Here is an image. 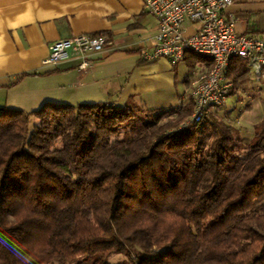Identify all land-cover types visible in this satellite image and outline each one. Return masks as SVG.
I'll list each match as a JSON object with an SVG mask.
<instances>
[{
	"label": "trees",
	"instance_id": "16d2710c",
	"mask_svg": "<svg viewBox=\"0 0 264 264\" xmlns=\"http://www.w3.org/2000/svg\"><path fill=\"white\" fill-rule=\"evenodd\" d=\"M136 107L0 108V264H264V123L245 137L216 111L187 121L190 98L142 123Z\"/></svg>",
	"mask_w": 264,
	"mask_h": 264
},
{
	"label": "crops",
	"instance_id": "0c3cea01",
	"mask_svg": "<svg viewBox=\"0 0 264 264\" xmlns=\"http://www.w3.org/2000/svg\"><path fill=\"white\" fill-rule=\"evenodd\" d=\"M227 11L236 16L238 33L264 39V0H233ZM156 26L141 0H0V108L30 112L45 102L129 101L151 103L155 111L174 108L212 60L194 58L192 52L176 64L145 60L142 53L152 50ZM195 28L188 25L187 32ZM81 33H100L109 40L86 71L76 70L74 60L41 66L53 41ZM246 69L243 82L227 76L234 84L230 95L248 109L256 96L258 101L264 97V76L256 81ZM219 112L227 120L225 105Z\"/></svg>",
	"mask_w": 264,
	"mask_h": 264
},
{
	"label": "built area",
	"instance_id": "2783aa9c",
	"mask_svg": "<svg viewBox=\"0 0 264 264\" xmlns=\"http://www.w3.org/2000/svg\"><path fill=\"white\" fill-rule=\"evenodd\" d=\"M144 9L154 15L157 32L150 52L142 53L145 60L165 58L176 64L185 54L212 60L208 70L200 72L190 85L188 97L193 111L188 121L199 122L220 110L234 88L228 78L231 59H243L256 81L264 76V39L238 33L237 21L227 7L233 0H141ZM188 25H196L187 32ZM102 34H77L53 41L49 52L41 61L42 67L56 66L74 60L76 70L86 71L93 62V55L100 53L108 43ZM185 94L178 99L183 105Z\"/></svg>",
	"mask_w": 264,
	"mask_h": 264
},
{
	"label": "rangeland",
	"instance_id": "374dc122",
	"mask_svg": "<svg viewBox=\"0 0 264 264\" xmlns=\"http://www.w3.org/2000/svg\"><path fill=\"white\" fill-rule=\"evenodd\" d=\"M189 90H190V87L188 90H186L187 92L185 94L184 102L189 98L188 97L189 96L188 95ZM260 96H264V94H262ZM258 98H259V96H256L255 99L250 101V108H248V109H245L246 107H245L244 102H241V103L237 102L236 96L229 95L225 99L224 103H225V108L227 110V112H226L227 113V122L228 123H234V125L237 127V129H239V132L241 134L243 132V135L245 137H250L253 134V127H254L256 122L261 121V119L264 122V97L261 101H258L257 100ZM177 101H176V103H177ZM137 105H138V107H136L134 109L135 114H136L133 118L134 123L135 122L137 123V121L139 123H142L145 119H147L149 117V115H151V117H152L153 114H156L155 112H153L154 110H150L149 106L151 105V103H146V105H143V103L142 104L138 103ZM174 109H176V108H172V109L170 108L169 110H162V111H166L169 113V115H171L172 111ZM156 111H161V109L156 110ZM219 111L220 110H217L215 112V114L222 118L223 116H220V115L223 113H221ZM210 115H209L208 119H210ZM224 115H225V113H224ZM208 119H206V120H208ZM165 120H166V117L163 118L161 122H165ZM36 123H37V120L34 119L33 121L30 122V127L32 128V126ZM137 126H139V125H137ZM125 127H126V125L123 126V128L120 130V133L118 134L119 137H122L125 133L129 136L130 135L132 136L136 132V129H134L135 127H133V126H128L126 128ZM257 214L258 213L256 211V208H253V209L248 211V215H250V216L257 215ZM123 259H124V257L122 255H112L109 258V262H110V264L111 263H118V262H121Z\"/></svg>",
	"mask_w": 264,
	"mask_h": 264
}]
</instances>
